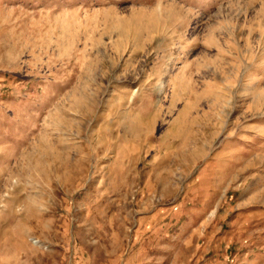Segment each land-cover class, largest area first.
<instances>
[{
	"label": "rangeland",
	"instance_id": "obj_1",
	"mask_svg": "<svg viewBox=\"0 0 264 264\" xmlns=\"http://www.w3.org/2000/svg\"><path fill=\"white\" fill-rule=\"evenodd\" d=\"M0 264H264V0H0Z\"/></svg>",
	"mask_w": 264,
	"mask_h": 264
}]
</instances>
